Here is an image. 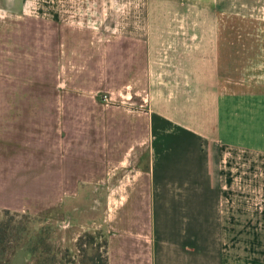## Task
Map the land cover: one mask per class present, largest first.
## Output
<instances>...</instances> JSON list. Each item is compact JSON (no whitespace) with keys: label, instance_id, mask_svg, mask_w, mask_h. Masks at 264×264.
Instances as JSON below:
<instances>
[{"label":"crops","instance_id":"obj_1","mask_svg":"<svg viewBox=\"0 0 264 264\" xmlns=\"http://www.w3.org/2000/svg\"><path fill=\"white\" fill-rule=\"evenodd\" d=\"M221 2L0 0V211L95 221L107 264H264V30Z\"/></svg>","mask_w":264,"mask_h":264},{"label":"rangeland","instance_id":"obj_2","mask_svg":"<svg viewBox=\"0 0 264 264\" xmlns=\"http://www.w3.org/2000/svg\"><path fill=\"white\" fill-rule=\"evenodd\" d=\"M219 7L243 12L253 28L264 30V0H225ZM226 22L235 27L240 20ZM0 238V264L20 245L27 249L28 264H103L104 228L95 221L86 227L65 226L57 218L0 211Z\"/></svg>","mask_w":264,"mask_h":264},{"label":"trees","instance_id":"obj_3","mask_svg":"<svg viewBox=\"0 0 264 264\" xmlns=\"http://www.w3.org/2000/svg\"><path fill=\"white\" fill-rule=\"evenodd\" d=\"M5 212H8V211H5ZM0 241H2L1 238H0ZM104 245H105V242H104ZM27 253L28 252H27V249L25 248V245H20L13 251V253H11V256L9 258L4 260L2 264H28ZM50 261L53 262L54 259H51ZM39 264H43V263L39 261ZM103 264H107V258H106L105 253H104Z\"/></svg>","mask_w":264,"mask_h":264},{"label":"built area","instance_id":"obj_4","mask_svg":"<svg viewBox=\"0 0 264 264\" xmlns=\"http://www.w3.org/2000/svg\"><path fill=\"white\" fill-rule=\"evenodd\" d=\"M102 100H108V97L106 95L102 96ZM66 226V224H64Z\"/></svg>","mask_w":264,"mask_h":264}]
</instances>
